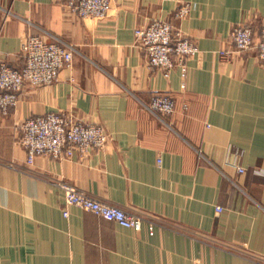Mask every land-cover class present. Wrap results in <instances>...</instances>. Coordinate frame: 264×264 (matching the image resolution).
Listing matches in <instances>:
<instances>
[{"label": "crops", "instance_id": "crops-1", "mask_svg": "<svg viewBox=\"0 0 264 264\" xmlns=\"http://www.w3.org/2000/svg\"><path fill=\"white\" fill-rule=\"evenodd\" d=\"M111 4L91 21L65 0H0V60L21 67L30 34L74 49L56 83L25 87L0 114V264H264V65L218 54L236 25L259 29L264 0ZM181 4L190 12L177 19ZM154 19L196 41L184 69L148 65L135 30ZM154 94L171 96L173 113H152ZM57 111L102 125L107 146L28 165L18 126ZM58 181L155 218L154 234L66 204Z\"/></svg>", "mask_w": 264, "mask_h": 264}, {"label": "built area", "instance_id": "built-area-1", "mask_svg": "<svg viewBox=\"0 0 264 264\" xmlns=\"http://www.w3.org/2000/svg\"><path fill=\"white\" fill-rule=\"evenodd\" d=\"M65 6L80 19L91 21L104 20L112 10L111 0H65ZM189 12V4H181L174 16L183 19ZM135 37L146 53L150 68L167 73L176 68L184 69L189 58L198 52L196 41L183 36L169 20L154 19L137 28ZM229 42L232 49L218 52L223 62H228L235 53L253 52L264 65V21L258 30L250 23L236 25L231 30ZM73 51L59 40L47 42L40 36L28 35L21 45V67L0 60V114L7 115L9 109L16 106L25 87L56 83L59 71L72 63ZM147 108L155 114L169 115L175 109V102L168 94H154ZM18 133L28 165L41 156L59 160L83 158L94 149L103 150L109 142L102 125L82 122L63 111L27 118L18 126ZM56 185L63 191L66 204L134 232H141L145 227L150 236L154 234L158 223L155 218L103 202L69 183L58 181ZM221 211L218 207L217 212Z\"/></svg>", "mask_w": 264, "mask_h": 264}]
</instances>
